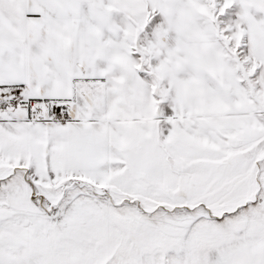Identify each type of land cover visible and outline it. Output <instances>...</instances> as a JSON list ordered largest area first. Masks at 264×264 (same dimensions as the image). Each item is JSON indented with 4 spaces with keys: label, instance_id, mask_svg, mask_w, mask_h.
I'll use <instances>...</instances> for the list:
<instances>
[{
    "label": "snow or ice",
    "instance_id": "snow-or-ice-1",
    "mask_svg": "<svg viewBox=\"0 0 264 264\" xmlns=\"http://www.w3.org/2000/svg\"><path fill=\"white\" fill-rule=\"evenodd\" d=\"M0 264H264V0H0Z\"/></svg>",
    "mask_w": 264,
    "mask_h": 264
}]
</instances>
